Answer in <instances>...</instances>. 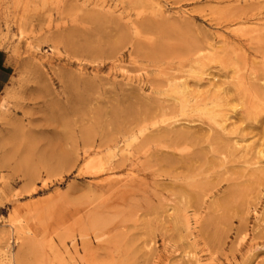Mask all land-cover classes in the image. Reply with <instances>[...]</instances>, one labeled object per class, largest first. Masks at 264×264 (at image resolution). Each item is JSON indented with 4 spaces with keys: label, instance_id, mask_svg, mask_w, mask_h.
Returning <instances> with one entry per match:
<instances>
[{
    "label": "rangeland",
    "instance_id": "rangeland-1",
    "mask_svg": "<svg viewBox=\"0 0 264 264\" xmlns=\"http://www.w3.org/2000/svg\"><path fill=\"white\" fill-rule=\"evenodd\" d=\"M0 264H264V0H0Z\"/></svg>",
    "mask_w": 264,
    "mask_h": 264
},
{
    "label": "crops",
    "instance_id": "crops-1",
    "mask_svg": "<svg viewBox=\"0 0 264 264\" xmlns=\"http://www.w3.org/2000/svg\"><path fill=\"white\" fill-rule=\"evenodd\" d=\"M14 75V66L10 63L8 55L0 50V96Z\"/></svg>",
    "mask_w": 264,
    "mask_h": 264
}]
</instances>
